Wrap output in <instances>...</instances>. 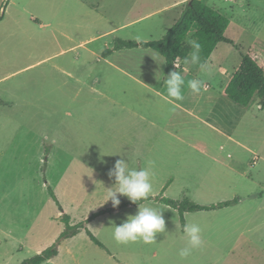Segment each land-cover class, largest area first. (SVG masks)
<instances>
[{"label":"rangeland","instance_id":"rangeland-1","mask_svg":"<svg viewBox=\"0 0 264 264\" xmlns=\"http://www.w3.org/2000/svg\"><path fill=\"white\" fill-rule=\"evenodd\" d=\"M78 1L0 0V97L14 101H19L22 97L28 100L26 106L6 107L0 104V215L1 212L4 214L2 203H10L9 197L12 198L11 208L9 204L6 207L10 215L7 229H11V232L7 235L0 233V264H18L41 252L51 246L65 228L62 220L64 212L56 218L59 207L48 194V187L51 189L52 187L41 168L44 159L40 161L42 155L30 144L29 138H33L32 132L35 133V139H38L39 135L40 140L41 133L52 136L56 121L58 124L61 120L60 124L67 128L70 116L81 114L92 117L94 125L92 132L84 129L74 130L80 135L76 139L77 145L93 147L98 151L96 158L100 161L104 149L112 145L110 138L100 130L102 126L104 128L105 118L115 113L105 103L100 88L101 91H105L101 85L103 83L110 85L113 82L117 91L129 92L135 82L121 72L116 71L117 75L108 72V65L103 61L102 56L100 54L96 56L88 51L99 50L103 48L105 42L109 41L112 44L117 38L132 41L136 38L160 39L170 16L166 11L155 12V10L161 9L172 0H101L99 13L107 17L101 21H95L90 10ZM221 1L226 8L222 14L231 22L225 36L228 35L229 39H233L235 45L222 43L217 52L220 59L214 55L213 62L215 65L222 62L233 70L237 60L241 58L239 50L251 56L254 52L264 55V0ZM93 2L97 1L93 0ZM146 12L155 13L145 21L132 22L139 14ZM40 24H44V27H40ZM45 24L49 25L45 26ZM116 24L126 25L119 28L112 36L100 35ZM59 30L63 33H59ZM149 34L153 39H149ZM96 36L98 37L86 42L85 45H78ZM73 45L77 46L64 53L53 55ZM132 50L143 51V48ZM149 51L157 55L161 63L164 61L157 52ZM48 56L51 57L47 58ZM128 58L126 59L128 64L123 63V65L130 72L133 56L129 55ZM256 60L264 67V56ZM156 65L160 69V63ZM56 66L76 75L86 83L93 82L96 90L90 91L88 87L73 85V81L67 78L66 74L58 71ZM165 72L166 70L163 69V73ZM208 82L205 81L206 84L210 83ZM120 98L127 99V96L120 95ZM155 103L158 114L162 113L168 117L179 112L158 96H155ZM238 104V110L242 109V104L244 109L247 108L245 101H239ZM247 110L249 112L246 119H243V116L236 121L239 132L246 131V145L251 153H246L239 160L238 163L243 166V177L236 176L234 180L244 191L250 192L257 187L255 181L264 183V109H259L256 102H251ZM8 111L9 114L20 118L13 122L6 121L3 115L5 112L8 114ZM32 117L34 119L31 121ZM186 122L185 128L187 133H190L186 134L189 140L197 142V136L201 137L204 131L212 135L208 128L190 120ZM181 124L185 126V123ZM85 134L88 135L87 138L81 137ZM26 139L29 141L27 153L24 146L21 147ZM45 143L51 144V139H45ZM205 144L215 143L207 139ZM219 144L224 145L223 142ZM162 145L175 147L184 143L175 138L167 141L157 138V146ZM190 152L185 167H181L182 165L178 168H175V165L169 167L175 174L174 185L164 195L160 188V192L155 194L156 197L190 198L189 192H191L196 199L197 197L201 199L203 190L232 188V173H228L212 159L214 156L221 164L232 163L235 156L232 150L222 151L224 153L211 157L208 153L203 154L195 149ZM253 155L257 157L255 164L250 160ZM177 157L172 155V163H175ZM157 158L162 157L158 155ZM61 161L63 160L57 162ZM240 165L237 164L239 168ZM53 169L51 163L48 169L50 176ZM153 191H157L156 186H153ZM224 194L229 198L232 196L229 191L220 193L217 197L222 198ZM4 199H7L6 202ZM202 215L195 220H191L193 216H189L188 223L211 228L216 219L211 215ZM163 216L165 231L158 235L164 238L166 244L172 241V227L178 230L182 228L178 213L173 209L170 212L163 210ZM117 219L113 216L98 217L88 226L95 237L99 239L104 237V240L110 241L113 252L117 253V260L107 258V251L103 250V252L90 240L86 231L82 230L83 232L74 242L62 243L61 240L57 254L43 264H114V261H120L121 264H143L146 261H163V251L155 243L145 244L142 241L134 242V245L131 242L117 243L113 239L110 224V221L117 224ZM220 219L225 220L223 216ZM256 227L259 230L257 232L255 230L253 235L249 230ZM250 235L259 244L255 251L244 246L245 238ZM236 243L238 245L232 247V244ZM226 245L228 246H225V241L222 240L220 249L215 251L216 255L210 248L203 249L199 253L201 254L198 259L199 264H260V262L264 264V210L261 216L251 222L246 220L240 222L235 233H231ZM137 251L139 252L137 256L130 253L137 254ZM188 261H196V258L190 255Z\"/></svg>","mask_w":264,"mask_h":264},{"label":"crops","instance_id":"crops-1","mask_svg":"<svg viewBox=\"0 0 264 264\" xmlns=\"http://www.w3.org/2000/svg\"><path fill=\"white\" fill-rule=\"evenodd\" d=\"M96 1L97 2H93V0H79L78 2L90 10L91 16L95 18V21L107 19L106 16L103 17L104 15L99 13L101 0ZM187 1L188 0H172L161 9L155 10V12L166 11V13L168 12L170 16L167 20L166 26L164 27L162 36L179 17L182 8ZM202 1L208 6L218 10L220 13H223V11L226 10L221 0ZM224 1L225 0H223V2ZM155 12L139 14V16L132 20V22L145 21ZM230 23L231 22L229 20V25ZM126 24H116V26H112L100 35L112 36L117 33L119 28L124 27ZM43 25L44 24H40L39 26L44 27ZM48 25L49 24H45V26ZM228 27L225 33L227 32ZM59 33L63 32L59 30ZM226 36L230 38L228 35ZM97 37L98 36L88 38L80 42L78 45H85L86 42ZM148 37L149 39H153L151 34H149ZM133 41L139 42L149 40L136 38ZM222 43L226 42L217 44L216 48L207 59L201 58V62H207L209 64L211 74L201 73L199 65L184 63V59H179V67L177 69L174 67L172 71H180L184 76V99L182 101H174L169 98L163 84V79L159 82L157 81L160 76V73L157 70L163 72V69L165 70V65H159L161 66L160 69L157 67L156 64H161V62L159 61L160 59L158 60L157 55L149 51L152 49L137 46L133 48L141 47L143 48V51H133V48H125L112 50L111 53L104 54V50L113 47V40L112 44L109 41L105 42L103 44V48H100L99 50L88 51L96 56H99V54L102 56L103 61L108 65V72L116 75V71L121 72L135 82L132 84V88L129 92L117 91L113 82L110 85H105V83L101 85L102 89L105 91H101L100 88V92L105 99V103L108 105V108L110 107V109L114 110L115 113H111L107 118H105V122L103 124L104 128L102 126V130L100 131L110 138L112 145L104 149L102 159L100 161L96 158L98 151L93 147L77 145L76 139L77 137H80V135H78L74 129H84V131L89 130L92 132L94 128L92 117L83 116L81 114L70 116L67 128L66 126L60 124L61 120L57 124L58 121H56L57 118H55L54 121H56V125L53 127L52 136H47L44 133H41L39 140V135L38 139H35V133L32 132L33 138H29L30 144L34 146V149L40 152L42 156L44 155V158H42V156L40 158V161L44 159L43 165H41V168H43V174L47 175L48 182L51 184L52 190L60 204V207L63 212L69 216L71 224L86 221L87 223L85 226L88 228L89 224L98 217L107 218L113 216L118 218L117 225H119L128 215H135L138 205L131 203L126 197L120 196V204L115 208L112 207L110 200L104 203L107 189L112 187L115 182L114 178H110L108 176V171L112 168L115 161L121 158L127 159L131 167L148 168L152 174L151 183L152 186H156L157 191H152L149 196L151 198L139 202L142 206L163 208L164 211L167 212H170V210L173 209L177 212L176 209L159 200H155V194L160 192V188H162L161 190L163 195L166 191L170 190L175 182V174H173V170L169 169V167H173V165H175V168L180 167V165H182L181 167H185L187 165L186 160L190 157V150L193 149L203 154L208 153L210 157L211 155L224 153L222 151L232 150L235 155L232 159V163L223 162L221 164L218 161V158L212 156L214 162H218L219 166L221 165L224 170L228 173H232V188L221 187V189H210L209 191L203 190V194L200 196L201 199L198 197L196 199L194 194L189 192L191 199L189 197L188 198L203 205L216 204L233 198H236L237 202L233 205L219 209L184 213L185 223H188L189 216H193L191 217V220H195L196 218L203 216L202 214L211 215L216 219V222L212 224L211 228H205L199 225L201 227L202 245L198 248L192 249L190 254L192 258H196V261H188L190 255L186 258H182L179 255L180 250L188 246L187 237L183 233V229L178 230L176 227H172V241L169 243L165 244L164 238L158 234L155 237V244L163 251V261H146L143 264H190L191 262H193V264H199L198 259L201 257V254L199 253L203 249L210 248L212 252L215 253L216 250L220 249L222 240L225 241V246H228L226 244L229 238H231V233H235V229L240 222L243 220L251 222L254 218L262 215V211L264 210V183L261 181H255V186L257 187L250 192H246L242 189V186L234 180L236 176L243 177V166L238 162L246 155V153L250 152V148L246 145V131L245 133L244 131L239 132L236 120H240L243 116V119H246L249 112V110H247L249 103H257L258 99L255 94L251 96L233 95L232 78L233 74L237 71L241 64V58L237 60L236 64L233 66V70L232 68L229 69V66L222 62L215 65L213 58H215L214 55H216L218 56L217 59H220V55L217 52ZM76 46L77 45H73L66 49H61L53 55L64 53L70 49H74ZM250 53H252V51H250ZM129 55L133 56V59L131 60L132 64H130V67H132L130 72L126 70L123 65V63L128 64L126 59H129ZM261 55L263 54L254 52L252 56L258 59V57L264 56ZM51 56H48L47 58ZM189 56L190 54L187 57ZM258 63L260 64L259 61ZM55 68L66 74L67 78L73 81V85L76 86L79 84L81 86L88 87L90 91L96 90L93 82L86 83L81 78L76 75H72L63 68L57 66ZM168 73L169 72H165L164 74L167 75ZM193 78H199L204 80V82L209 81L210 83H205V88L201 91V93L193 94L187 88V81ZM120 95L127 96V99H121ZM155 96H158L164 102L175 107L179 112L174 115H169L168 117L162 113L158 114ZM239 101H245V107L247 108L244 109L242 104V109L238 110L237 106L239 105ZM27 102L28 100L23 97L20 98L19 101H14L13 99H3L0 97V104L6 107H14L18 105L26 106ZM257 107L261 109L258 104ZM3 116V118L9 122L16 121L20 118L19 116L9 114V111L8 114L5 112V115ZM33 119L34 117L30 120L32 121ZM189 120L208 128V130L212 132V135L209 132L204 131L201 134L203 139L197 136V142L189 140V136L186 134L190 133H187L185 128L187 125L186 121ZM181 123H185V126L183 127ZM87 136L88 135L86 134L81 135V137L85 138H87ZM157 138H161L164 141L175 138L184 143V145L175 147L174 145L157 146ZM45 139H51V144L45 143ZM207 139H210L215 144L223 142L224 145H206L205 142ZM23 146L25 152L27 153L29 146L28 139H26L24 145L21 144L22 148ZM158 155L162 158H157ZM172 155L178 156L177 159H175V163H172ZM61 159L63 160L61 161L63 163H58L57 161ZM250 160L252 164H255L257 157L253 155ZM152 162H154V164ZM51 163L54 166L52 176H50V170H48L50 169ZM237 164L240 165V168ZM199 186L203 185L199 184ZM229 191L232 193L230 198L227 194H224L222 198L217 197L218 194H223V192L228 193ZM6 200L7 199H4L5 202ZM11 200L12 198L9 197L10 203L3 204L1 202L4 214L1 212L0 215V233L3 235H7L11 232V229H7V220L10 215L6 208L8 204L9 208H11ZM95 213L99 214L94 218L87 220ZM60 214L61 211L59 210L56 218L60 217ZM221 216H223L225 220L222 221L220 219ZM82 230L84 229H81L77 234L62 240V243L74 242L76 237L81 235L83 232ZM255 230L257 232L259 229L256 227L249 231L254 235ZM210 234L212 237L209 238ZM104 239L105 238L103 237L99 240L108 250L106 254V256H108L107 258H114L117 260V253L113 252L110 246V241H106ZM137 242L140 243V241ZM131 243L133 245L135 244L133 242ZM232 245V247H236L238 244L236 243ZM244 246L246 249L255 251L259 244L250 235V237L245 238ZM99 248L102 251L105 250L100 246ZM40 249L41 248H39L38 251H40ZM130 253H134L136 256L139 255V252L137 254L135 252ZM155 254L156 252L153 253V255ZM217 259H219V257H217ZM114 264H121V262L114 261Z\"/></svg>","mask_w":264,"mask_h":264},{"label":"trees","instance_id":"trees-1","mask_svg":"<svg viewBox=\"0 0 264 264\" xmlns=\"http://www.w3.org/2000/svg\"><path fill=\"white\" fill-rule=\"evenodd\" d=\"M228 25L229 19L226 16L211 6H208L202 0H188L184 4L179 17L160 39L137 42L117 38L113 47L104 50L103 53L109 54L112 50L133 48L137 46L150 48L158 52L164 60H167V63H165V70L166 72H170L174 69L173 62L176 59L179 58L183 60L191 53L192 49L188 44L189 36L191 37L190 40H196L201 44L200 58L202 59H207L214 51L217 44L221 42L235 45L233 40L225 36V31ZM236 47L239 49L238 46ZM239 51L241 64L237 71L233 74L232 93L234 96H251L255 94L258 99L257 104L261 109H264V69L258 63L256 58L251 56L249 53H244L241 50ZM48 194L58 205L59 210L63 212L53 190L50 187H48ZM154 199L160 200L164 204L177 210L182 229L185 224V212L219 209L233 205L237 202V199L233 198L216 204L203 205L190 200L188 197H183L182 199H171L157 196ZM98 214L99 213L92 214L87 220L94 218ZM62 220L65 224V228L57 237L55 242L41 252L34 254L18 264H42L57 254V247L61 240L77 234L81 229L86 231V234L96 245L108 251L104 244L89 231L83 221L71 224L69 216L65 213L62 214Z\"/></svg>","mask_w":264,"mask_h":264},{"label":"clouds","instance_id":"clouds-1","mask_svg":"<svg viewBox=\"0 0 264 264\" xmlns=\"http://www.w3.org/2000/svg\"><path fill=\"white\" fill-rule=\"evenodd\" d=\"M192 51L190 56L184 59V63L199 65L201 73L211 74V68L207 62H201V44L196 40H189ZM179 59V58H178ZM167 63L164 60L160 65ZM177 69L179 64L173 62ZM157 81L163 79L167 96L174 101L184 99L183 88L185 86L184 76L180 71H170L165 75L162 71ZM187 88L193 94H199L205 88V82L199 78L187 81ZM154 164V162H152ZM108 176L114 178V184L107 189L104 203L111 201L115 208L120 204V196L126 197L131 203L137 204L135 215H128L126 219L117 225L110 221L113 239L120 244L142 241L145 244L156 242V235L165 231V219L163 208L142 206L139 202L149 198L153 191L151 183L152 174L148 168L131 167L127 159L121 158L115 161L108 171ZM183 233L187 237L188 246L181 249L179 255L186 258L191 254L192 249L202 245L201 227L197 223H185Z\"/></svg>","mask_w":264,"mask_h":264},{"label":"built area","instance_id":"built-area-1","mask_svg":"<svg viewBox=\"0 0 264 264\" xmlns=\"http://www.w3.org/2000/svg\"><path fill=\"white\" fill-rule=\"evenodd\" d=\"M174 62H177L179 64V59H176Z\"/></svg>","mask_w":264,"mask_h":264}]
</instances>
